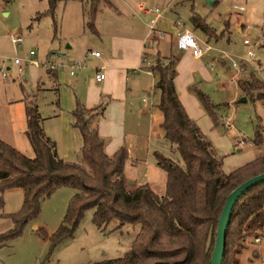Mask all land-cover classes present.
<instances>
[{
    "label": "trees",
    "instance_id": "obj_1",
    "mask_svg": "<svg viewBox=\"0 0 264 264\" xmlns=\"http://www.w3.org/2000/svg\"><path fill=\"white\" fill-rule=\"evenodd\" d=\"M58 1L49 0L47 12L54 14ZM85 3L87 25L96 30V17L102 5H110L112 0H85ZM192 19L196 26L207 30L206 23L195 13ZM155 55L150 68L157 76L154 87L160 93L161 127L164 137L182 157L180 162L157 153L158 164L167 173L165 189L159 192L150 182L138 183L126 174V146L114 155L106 152V140L98 127L106 107L104 101L93 107L78 102L74 107L73 125L82 137L81 157L69 160L59 154L56 140L46 133L45 117L37 102L27 99L26 134L34 156L27 155L0 135V204L6 189H24L21 209L11 213L14 226L0 234V240L20 234L25 224L39 215L44 199L58 187L69 185L76 188V192L67 213L59 227L46 234L54 244L73 235L84 210L89 207H95L94 221L103 228L112 219L121 224L141 223L124 255L89 264H211L219 217L227 195L239 183L264 170V154L224 172L220 154L189 115L179 96L175 81L178 56ZM238 83L252 98L264 100L262 80L241 79ZM193 90L207 112L216 118L219 103L201 88L194 86ZM262 129L258 126L256 130V144L263 140ZM263 228L264 181L242 194L233 207L223 264H239L231 252L235 248L240 250L238 246H243L247 235Z\"/></svg>",
    "mask_w": 264,
    "mask_h": 264
},
{
    "label": "rangeland",
    "instance_id": "obj_2",
    "mask_svg": "<svg viewBox=\"0 0 264 264\" xmlns=\"http://www.w3.org/2000/svg\"><path fill=\"white\" fill-rule=\"evenodd\" d=\"M141 1L152 8L157 5L167 8L170 13L180 17L186 26L195 31L200 40L211 42L214 51L222 58L218 61L227 71V74L222 75L223 85L218 78L207 82L200 75L201 71H197L203 81L202 87L205 88L202 89L219 106L215 109L216 118L208 112L212 122L211 129L206 128L208 124L204 119L196 121L220 154L223 171L230 172L238 167L252 151L258 156L263 155L264 130L262 129L261 143L256 144L254 139L258 126L264 128V100L252 98L244 89L238 87L237 82L253 78L264 82V0ZM48 7L49 0H0L1 114H4L2 97L5 90L17 94L21 90V83L27 84L30 79L35 67L32 65L35 63H27V58L33 57L42 61L49 48L65 50L68 42H87L88 35L94 33L83 23L78 28L74 19L75 13L80 17L81 13L83 16L86 14L85 0H59L54 14L47 12ZM194 13L206 23L207 30L195 25L191 17ZM131 15L136 20L140 17L137 11L131 12ZM13 32L24 36L21 44L12 41ZM55 32L57 36H54ZM65 36L68 38L65 39ZM32 49L35 50V55L30 54ZM249 49H253V55L248 53ZM16 57L20 58V63L14 61ZM150 58L155 62L156 55ZM233 59L239 62L238 66L232 65ZM205 64L209 73L215 75L220 70L219 63ZM40 68L42 72L45 71L46 67L42 62ZM142 69L148 71L146 67ZM145 73H141L143 76L140 78L144 85L151 78L150 74ZM153 74L155 73L152 72ZM155 89L142 90L141 95L134 96L132 110L129 109L127 113V122L134 124L135 119H139L137 113L145 102L143 97L150 103L154 92H158ZM49 95L52 92H44L41 102L50 105ZM244 95L248 99L241 101L240 98ZM138 140L141 145L147 142L144 137H138ZM153 145L159 153L182 162L180 152L165 137L151 139V146ZM26 154L34 156L35 151L32 148ZM145 156L146 154L143 158ZM147 162L139 164L137 168L143 172L149 166L151 172L148 180L161 192L167 182L166 170L158 164V159L154 156L149 157ZM75 192L76 188L69 185L58 187L44 199L39 215L31 218L20 234L0 240V264H89L96 260L124 255L140 230L141 223L121 224L119 220L112 219L105 228L100 227L94 221L95 207L84 210L72 236H66L56 244L49 239L46 234H51L59 227ZM23 200L24 189L21 187L8 188L3 192V202L0 204V234L14 226L11 213L21 209ZM238 247L240 250L235 248L231 254L239 264H264V228L247 235L243 246Z\"/></svg>",
    "mask_w": 264,
    "mask_h": 264
},
{
    "label": "crops",
    "instance_id": "obj_3",
    "mask_svg": "<svg viewBox=\"0 0 264 264\" xmlns=\"http://www.w3.org/2000/svg\"><path fill=\"white\" fill-rule=\"evenodd\" d=\"M145 3L141 0H112V4L102 5L96 17V30L91 29L94 33L88 35V41L79 44L72 40L66 44L65 61L73 63L78 60L84 63L75 75L70 73L69 67L56 70L45 68L42 72L40 68L42 61L33 57L27 58V63H35L32 65L35 67L30 79L27 80L28 83H21V90L17 94L5 90L2 97L4 114L0 113V135L23 152L30 153L33 147L26 134V101L33 98L45 117L44 126L47 134L58 143L60 155L66 159L78 160L81 157L82 137L73 125L72 111L78 102L87 107H93L104 101L106 107L98 127L100 135L106 140V152L114 155L122 146H126L128 149L126 174L138 183H153L148 180L151 172L149 166L143 172H140L137 167L147 162L151 156L157 159L158 151L154 145L151 146V139L164 137L161 127L163 115L158 107L160 93L154 92L150 103L146 102V97H143L145 102L137 113L139 119H135L134 124L127 122V113L129 109L132 110L131 102L134 96L141 95L142 90H153L156 83V75L142 69L146 35L149 23L154 18L152 7ZM80 8L82 9L81 6ZM163 9L164 14L159 19L158 26L165 30L166 34L147 52L154 55L159 53L163 57L178 56L175 81L179 96L189 115L195 120L204 119L208 124L206 128L211 129L210 116L193 87L204 88L197 71H201L200 75L207 82L218 78L223 85L222 75L227 74V71L218 61L222 58L214 49L202 57H195L190 49L180 47L178 33L182 31V27L176 25L177 17L174 14L167 8ZM134 11L140 15L138 20L131 15ZM74 19L78 28L80 23L87 26L86 14L83 16L81 13L80 17L78 13H75ZM187 27L190 28L188 25ZM57 35L55 32L54 36ZM92 49L101 51V55L92 54ZM53 51L57 50L49 48L42 59L45 60ZM205 63H219L220 70L218 69L215 75L209 73ZM100 65H105L107 76L99 81L96 79V70ZM141 73L150 74L148 84L144 85V82L140 81L143 76ZM230 79L233 80V78ZM237 84L239 87L238 82ZM46 91L52 92L48 100L50 105L41 102V95ZM138 137H144L147 142L141 145ZM145 154L146 158H143ZM256 157L258 155L252 151L245 162L239 165Z\"/></svg>",
    "mask_w": 264,
    "mask_h": 264
},
{
    "label": "built area",
    "instance_id": "obj_4",
    "mask_svg": "<svg viewBox=\"0 0 264 264\" xmlns=\"http://www.w3.org/2000/svg\"><path fill=\"white\" fill-rule=\"evenodd\" d=\"M147 10V9H146ZM149 10V9H148ZM152 11L154 12V18L150 21L149 23V29L148 33L146 35V48L144 50V55H143V62L142 66L148 68L149 72H154L151 68L150 65L152 64V61L150 57L145 56V52L150 47H154L156 42L165 36L166 31L163 30L158 26V21L159 19L162 18V15L164 14V9L161 8L160 6H155L152 8ZM176 25H179L182 27V31L178 33V44L182 48H187L190 49L195 57H202L205 54L209 53L214 49V46L211 42L208 40H200L196 33L194 32L193 29L188 28L183 20L180 17H177L175 20ZM264 37V35H263ZM11 39L13 42L17 44H21L24 41V36L21 33H11ZM31 54H35V50L30 51ZM91 53L99 56L101 55V51L99 50H91ZM248 53L250 55L254 54L253 49H249ZM67 58V52L66 51H53L50 53V55L45 58V60H42L43 66L49 69H59L63 67H69L70 73L72 75H75L77 73V70L81 67H83L84 63L82 61H74L73 63H67L65 60ZM15 61L20 63L21 60L19 57L15 58ZM238 61L237 60H232V65L233 66H238ZM41 64V63H40ZM213 68V65H212ZM107 76L105 65H100L97 67L96 70V79L97 80H103Z\"/></svg>",
    "mask_w": 264,
    "mask_h": 264
},
{
    "label": "water",
    "instance_id": "obj_5",
    "mask_svg": "<svg viewBox=\"0 0 264 264\" xmlns=\"http://www.w3.org/2000/svg\"><path fill=\"white\" fill-rule=\"evenodd\" d=\"M246 95L240 98L241 101L247 100ZM264 181V170L256 173L237 186H235L227 195L221 215L219 217L215 245L212 252L211 264H223V258L226 246L227 227L230 222L231 214L238 198L249 190L253 185Z\"/></svg>",
    "mask_w": 264,
    "mask_h": 264
}]
</instances>
